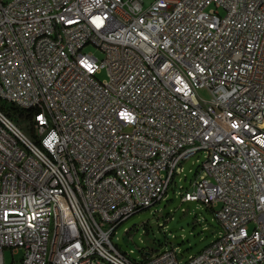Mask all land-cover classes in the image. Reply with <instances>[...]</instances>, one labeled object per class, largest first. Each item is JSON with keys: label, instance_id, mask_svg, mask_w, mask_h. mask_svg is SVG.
<instances>
[{"label": "built area", "instance_id": "built-area-1", "mask_svg": "<svg viewBox=\"0 0 264 264\" xmlns=\"http://www.w3.org/2000/svg\"><path fill=\"white\" fill-rule=\"evenodd\" d=\"M0 99L33 122L0 109V264H264V0H0ZM197 153L219 237L132 260L116 228Z\"/></svg>", "mask_w": 264, "mask_h": 264}, {"label": "rangeland", "instance_id": "rangeland-1", "mask_svg": "<svg viewBox=\"0 0 264 264\" xmlns=\"http://www.w3.org/2000/svg\"><path fill=\"white\" fill-rule=\"evenodd\" d=\"M152 1L143 0V7L147 8ZM210 9H213V6ZM97 77L103 81L107 80L106 70H102ZM201 161L202 153L190 157L174 179V193L170 188L163 201L123 221L112 235V243L135 260L140 259L138 249L153 247V244H162L164 249L175 246L179 255L186 258L200 252L218 238L221 229L210 208L195 200L181 202L180 194L186 191L192 193V182L203 176L199 169ZM3 256L5 261L10 263L12 258L19 260L21 252L5 249Z\"/></svg>", "mask_w": 264, "mask_h": 264}, {"label": "trees", "instance_id": "trees-1", "mask_svg": "<svg viewBox=\"0 0 264 264\" xmlns=\"http://www.w3.org/2000/svg\"><path fill=\"white\" fill-rule=\"evenodd\" d=\"M0 109L11 119L13 120L23 131L27 134L33 136V122H32V113L28 110L22 109L12 103H9L5 100L0 99ZM174 193V187L171 188ZM163 245L153 244V247H147L145 249H138V252L142 251H154L162 248ZM175 246H170V248ZM132 260L136 262H141V260Z\"/></svg>", "mask_w": 264, "mask_h": 264}]
</instances>
